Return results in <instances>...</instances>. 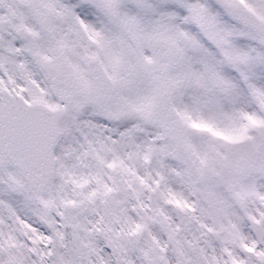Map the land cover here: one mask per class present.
Returning <instances> with one entry per match:
<instances>
[{"label": "snow or ice", "instance_id": "1", "mask_svg": "<svg viewBox=\"0 0 264 264\" xmlns=\"http://www.w3.org/2000/svg\"><path fill=\"white\" fill-rule=\"evenodd\" d=\"M0 264H264V0H0Z\"/></svg>", "mask_w": 264, "mask_h": 264}]
</instances>
